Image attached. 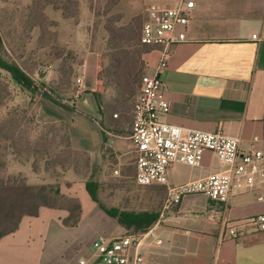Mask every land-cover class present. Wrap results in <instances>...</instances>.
I'll use <instances>...</instances> for the list:
<instances>
[{
  "label": "rangeland",
  "instance_id": "obj_1",
  "mask_svg": "<svg viewBox=\"0 0 264 264\" xmlns=\"http://www.w3.org/2000/svg\"><path fill=\"white\" fill-rule=\"evenodd\" d=\"M53 1L47 4L46 0H1L0 31L7 49L5 58L15 60L28 71L37 91L25 90L0 69V93L5 95L0 124L9 131L16 129L19 147L14 154L1 150L0 162L5 175L22 174L31 184L53 183L60 188L56 203L62 208L42 207L39 216H24L16 232L19 239H32L31 256L37 261L40 257L44 264H78L80 257L90 253L97 234L114 236L136 231L133 225L120 221L121 214L156 213L165 197L161 189L136 183L131 139L123 144L131 164H125V159L120 162L115 153L94 159L74 149L88 144L87 132L97 130L95 120L100 121L93 91L102 93L103 101L113 107L115 88L105 86L101 79L108 60V42H121L125 34H132L128 56L131 62L137 61L135 18L142 20L144 12L129 18L120 10V0ZM115 15L121 16L117 22ZM107 25L117 28L118 38H110ZM78 77L81 83L77 82ZM3 85L8 86L7 91ZM77 93L80 95L74 98ZM40 97L54 99L53 112L61 122L39 119ZM72 98L79 99L76 109L63 104V100ZM132 107L131 104L126 116L128 121ZM114 111L118 117L114 113L111 116L123 121L120 109ZM128 121L123 125L126 128ZM65 124L73 139V150L67 146ZM87 180L92 182L98 201L89 193ZM78 204V222L73 224L71 216L66 223L70 209Z\"/></svg>",
  "mask_w": 264,
  "mask_h": 264
},
{
  "label": "crops",
  "instance_id": "obj_2",
  "mask_svg": "<svg viewBox=\"0 0 264 264\" xmlns=\"http://www.w3.org/2000/svg\"><path fill=\"white\" fill-rule=\"evenodd\" d=\"M181 1L120 0L119 7L130 18L141 12L145 16L150 3L174 6ZM194 2L187 39L173 46L168 66L161 73L164 96L170 101V111L161 119L187 128L222 130L238 137L241 146L247 148L254 136L264 138V0ZM159 56L154 49L143 54L147 73L156 72ZM74 98L63 100V104L76 109L79 99ZM53 101L40 97L38 116L42 122L60 121L53 112ZM97 108V130L87 132L88 144H80L81 150L94 159L115 153L120 162L125 159V164H131L123 144L131 139L132 110L130 120L122 121L102 115ZM127 121L128 128L123 126ZM103 123L111 129H105ZM71 143L74 146L72 136ZM132 146L134 151L133 142ZM256 146L264 147V142ZM134 166L136 175L135 152ZM222 168L218 157L206 151L198 166L172 163L168 185L201 178ZM150 186L161 189L165 201L150 227L153 235H148L141 247L146 264H264V231L253 224L243 225L264 212V203L259 199L264 183L253 190L234 192L226 202L195 193L184 195L175 205L167 204V185ZM232 226L241 231L240 236H231ZM18 228L1 237L0 264H44L40 257L37 261L30 254L32 239L17 237ZM156 238L162 243L158 244Z\"/></svg>",
  "mask_w": 264,
  "mask_h": 264
},
{
  "label": "built area",
  "instance_id": "obj_3",
  "mask_svg": "<svg viewBox=\"0 0 264 264\" xmlns=\"http://www.w3.org/2000/svg\"><path fill=\"white\" fill-rule=\"evenodd\" d=\"M194 6V0H182L174 6L151 3L145 8L141 27V42L157 50L160 56L156 72H145L141 76L132 108L130 137L136 155L135 180L142 186L155 183L167 185L168 205H175L184 195L195 193L226 202L234 192L253 190L264 183V147L256 146L264 142V138L254 136L249 146L244 148L238 137L222 130L187 128L161 119L170 111L161 73L168 66L173 46L187 39L186 29ZM77 82L81 83V77L77 78ZM206 151L218 157L223 165L221 170L178 185H168L172 163L198 166ZM259 199L264 203V192ZM245 224H253L264 231V212L248 219ZM229 231L235 238L241 234L236 226L230 227ZM148 235H153L151 228L114 236L97 234L90 253L80 257L78 264H146L141 247ZM156 242L160 244L162 239L156 238Z\"/></svg>",
  "mask_w": 264,
  "mask_h": 264
},
{
  "label": "trees",
  "instance_id": "obj_4",
  "mask_svg": "<svg viewBox=\"0 0 264 264\" xmlns=\"http://www.w3.org/2000/svg\"><path fill=\"white\" fill-rule=\"evenodd\" d=\"M46 3L53 4V0H46ZM135 18L138 22V60L131 62L128 46H131L134 39L132 34H125L123 41L120 42L117 39L115 42H108L107 64L102 69V80L105 86H112L115 88L113 95L114 103L111 108V103L105 102L102 99V93L93 91L96 103L101 111L102 115H110L116 113L119 115L116 109H120L122 117L125 120L129 109L134 105L139 92V85L141 76L144 74L143 69H146V63L143 59V54L153 50L150 45L143 44L140 39L141 27L144 21ZM121 16L115 15L114 21H119ZM120 26L119 28H121ZM107 31L110 38H118L120 33L117 28L107 25ZM136 42V43H137ZM126 43L125 47L124 44ZM135 44V43H134ZM6 46L4 37L0 31V69L6 71L11 80L17 83L20 87L28 90L29 92L37 91V84L32 77L28 74V71L15 60L5 58ZM134 50V49H133ZM4 90H8L7 85H3ZM6 93V98L8 96ZM5 95L0 93V106L4 105ZM53 99V98H52ZM54 100V99H53ZM132 102V103H131ZM133 108V107H132ZM116 115V116H117ZM112 117V116H111ZM103 127L108 129L107 124L103 123ZM65 131L67 135V146L73 150L71 138L67 125L65 124ZM16 129L10 131L5 129L3 124H0V151L9 150L10 154L17 153L19 151L18 143L16 140ZM75 150L87 153L84 150L74 148ZM107 148H105V153ZM88 154V153H87ZM87 189L92 198L98 201V198L94 192L93 184L87 180ZM60 188L53 183L31 184L27 182L22 174H3L2 163L0 162V239L4 235L14 232L21 219L26 216H35L39 213V209L42 206L58 207L62 208V205L56 203L57 197L60 195ZM77 213H76V211ZM81 207L78 204L75 208L70 209V214L65 219L74 216L73 224L79 220ZM76 215H73L75 214ZM158 213L154 212H141V213H126L120 215V221L126 225H133L136 228L135 232L145 231L150 228L156 221Z\"/></svg>",
  "mask_w": 264,
  "mask_h": 264
}]
</instances>
